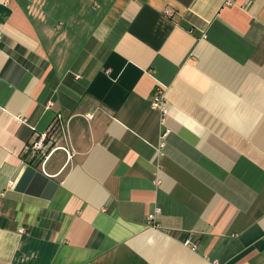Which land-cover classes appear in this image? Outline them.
Returning <instances> with one entry per match:
<instances>
[{"label":"crops","instance_id":"0c3cea01","mask_svg":"<svg viewBox=\"0 0 264 264\" xmlns=\"http://www.w3.org/2000/svg\"><path fill=\"white\" fill-rule=\"evenodd\" d=\"M0 32V264H264V0H0Z\"/></svg>","mask_w":264,"mask_h":264},{"label":"built area","instance_id":"2783aa9c","mask_svg":"<svg viewBox=\"0 0 264 264\" xmlns=\"http://www.w3.org/2000/svg\"><path fill=\"white\" fill-rule=\"evenodd\" d=\"M228 2H231L232 0H227ZM167 13H170L169 9H166ZM2 40V34L0 32V42ZM151 106L154 109H158L161 112V116H162V122L163 124L165 123L166 120V114L168 113V105H167V101L165 99V96L162 92L161 89H157L152 97L151 100ZM47 136L45 134H41L37 137V139L35 140L34 144H33V148L37 153H40L43 156L47 155V142L46 139ZM155 217V212H151L148 214V219L149 221H152ZM21 230H23L21 228Z\"/></svg>","mask_w":264,"mask_h":264}]
</instances>
